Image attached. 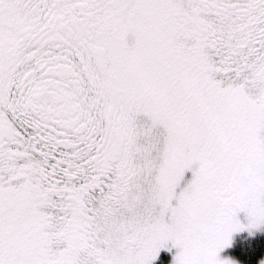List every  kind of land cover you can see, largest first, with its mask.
Instances as JSON below:
<instances>
[{"label": "snow or ice", "instance_id": "1", "mask_svg": "<svg viewBox=\"0 0 264 264\" xmlns=\"http://www.w3.org/2000/svg\"><path fill=\"white\" fill-rule=\"evenodd\" d=\"M0 264H264V0H0Z\"/></svg>", "mask_w": 264, "mask_h": 264}]
</instances>
